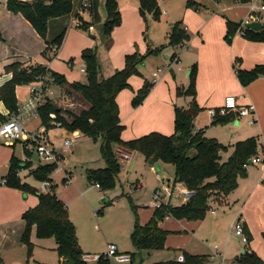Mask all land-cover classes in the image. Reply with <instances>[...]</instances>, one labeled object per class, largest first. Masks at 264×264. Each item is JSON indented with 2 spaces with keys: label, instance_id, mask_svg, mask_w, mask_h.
<instances>
[{
  "label": "rangeland",
  "instance_id": "obj_1",
  "mask_svg": "<svg viewBox=\"0 0 264 264\" xmlns=\"http://www.w3.org/2000/svg\"><path fill=\"white\" fill-rule=\"evenodd\" d=\"M106 1L107 0H101L100 13L104 19L100 25L94 26L96 27V30L92 32L83 31L80 27H78H82L86 23L90 24L86 22L84 18L82 19L78 16V10L75 16L72 13L70 17L67 16L63 19V23H66V21H70L72 18L73 21L77 18L79 21H75H81L83 24L77 26L75 22L71 23L70 32L68 34L66 33L67 36H65V43L63 42L64 46L62 45L63 49H60V54H57L56 57H52L51 60L39 55L38 57H32V61L43 66L55 63L56 68L64 69L66 72L69 71L74 78H77V82L87 84V73H81L80 71L82 67L86 68L84 61L82 63L78 61L73 68H70L65 61L76 57V54L84 46V43H88L87 40L84 41L86 37L93 43V48H97L100 63V78L102 79V77H110L116 71L114 64L115 60L111 56V53L114 51L116 52L115 55H117L119 52L123 53L124 50H128L132 45L135 46V50L139 51H142L140 46H143L142 48L144 50L146 49V46L147 48L149 46L152 48H159L166 41V37L169 35L171 30V24L177 21V19L172 21V17L179 14V17H177L179 18L178 21L182 20L181 4H184V1L186 3L190 1L192 3L188 12V19L183 20L184 23H182V26L184 28L187 27L188 30H190L189 24L194 26L197 23L202 22V20H209V15H212L213 12L226 11L225 14L227 16L230 15V12H233L235 16L232 17L236 18V20L238 18L245 19V17L249 14L247 4H233L234 8L226 10V0H179L181 3L172 2L167 5L168 11H166L162 6L163 0H158L160 14L158 17H155L154 14L151 13L143 15L140 10V4L137 0H117L118 9L121 14V25L113 30L111 39L108 41V38L104 39L101 31L102 25L107 19V12L105 8ZM217 1H219L218 4ZM200 10L203 11L201 14ZM166 13H168V15ZM35 32L38 34L36 30ZM60 33L61 31L57 32L52 26H50L48 40H54ZM93 36L96 38L92 39ZM41 39L43 38L41 37ZM191 40L192 39H190L189 42ZM19 47L22 49L28 48V44L17 43L11 50ZM29 47L31 53L35 54L34 51L36 49L34 48V45L29 44ZM7 51L9 50H6V52ZM175 52V49L168 51V53L172 54L170 57L171 59L168 61L163 60V63L160 61L151 63L150 59L152 56L147 58L146 61L139 67L141 75L131 78V86L135 91H138L140 90L139 88L142 87V84L144 86L145 83H142L144 79L145 82L150 83L152 81V75L156 73V71L158 72V68L163 67L165 71L168 72L170 71V68L172 70L169 72L170 77H168L166 82L156 88H154V86L152 87L148 97L140 105H143L142 107H135L133 105V101L131 102L129 98V92L132 93L131 87L122 92L123 94L121 95V100L124 105L122 110L123 112L128 111L129 118L131 120L130 126H126L127 129L123 134L125 139L129 138L130 133L140 132H133L132 129L135 130L137 127L142 125H144V131H146L147 134H150L151 132L163 133L164 130L172 131L174 122L173 108L176 106L186 107L190 103L189 97L183 94V92L187 90L191 84L190 76L192 64H189L190 61L186 59V56L189 55L186 54L188 52L186 49L179 51L180 54L182 53V63L180 65L172 59ZM162 53L156 56L162 57ZM0 60L4 61V56H0ZM197 74L198 66L196 75ZM6 75H9V73H7L0 64V89L6 84H3L5 82ZM47 81H49L50 84L46 87L45 97H49L54 100V102L57 103L56 105L62 106L63 109L74 112L82 110L83 107L81 105L83 104L79 100H73L75 102L73 107L69 101L67 102L65 100V90L63 91V87L52 83L49 76L47 77ZM41 87V82L17 87L16 100L18 106L23 107L30 99L32 89H41ZM157 88L162 89L157 93V99L155 95V98L147 101L149 96ZM155 99L156 101L153 102ZM126 105L127 107H125ZM169 107L171 110H169ZM142 108L144 109L140 111ZM0 109L2 113L8 112V108L4 102H0ZM133 109L139 110L137 116L134 118ZM9 114L10 113L4 116H8ZM248 120H250L249 117L243 118L240 127H236L235 121L232 122L235 124L231 126H228L229 124H214V120H212L208 112L204 110L197 116L195 124L197 129L206 130L208 136L215 137L220 142L230 145L228 150L222 154L223 160L226 161L233 153V143L250 137L258 138L259 156H261V159L264 160V139L258 125L252 122L251 124H248ZM24 129L28 136L39 133L43 134L46 131V129L42 127V121L39 115H34L29 117V119H26L24 122ZM231 129L233 130L232 132H230ZM47 132L50 145L47 138L42 135H38L36 140H29L31 144H29L28 150L32 151V167H34L35 170L41 165H52L54 167L53 173L50 176L52 178V184L56 186L55 192L58 198L65 204L69 212V217L77 228L79 243L84 254L93 257L104 256L107 254L108 246L111 244L118 247L120 254H124V252L128 251L132 254H136L137 250L132 245L130 239L131 234L134 231L136 221V214L132 206L135 205L137 207V215L140 223L145 224L150 219L153 209L160 204V202L155 198V192L157 190L160 189L164 191L169 189V191L174 193L171 198V204L173 206L181 205L183 199L181 191L183 190V187L180 184H176L174 189L168 188L169 179L171 182H174L175 177V168L172 165L160 163V167L154 170L146 164L143 155L139 153L131 154L122 146H114L116 157L121 164V171L118 175L114 188L109 191H103L98 188L96 184H93L88 180V171L90 169L96 170L106 168V163L103 159L101 151V141H93L85 138L71 147L66 148L65 141L67 139H71L73 137V133H69L65 129L61 128H55ZM170 134L171 133H168L167 136ZM19 141L20 142L16 141L17 143H15V147H12L14 143L0 145V163L5 162L7 157L10 159L11 156L12 158L13 155L20 159L23 163H27L30 160L27 158L22 144V142L24 143L26 141ZM33 143H35L36 146H34ZM40 143L48 144L50 146V150H54L55 157H59L58 160L50 162L51 164H47L49 163L47 161H42L37 152V147ZM126 153L130 155V160L125 162L123 160V155ZM60 156L64 159H60ZM134 162L135 165L131 171L130 169ZM8 167L9 163L0 166V183H2L3 178H6L8 175ZM263 168L264 162L260 164L251 163L249 165L248 176L244 179L247 181L251 179L253 175L258 176L262 172ZM31 172L32 171L28 169L21 171L19 173L20 179L22 182L24 181L23 183H28L31 186L38 188V191L42 193L40 187L43 182L37 181L34 177H29ZM2 185L6 186L3 183ZM238 189L239 187L237 190ZM50 190L51 188L48 192ZM235 192L231 196L239 193ZM22 195L23 199L27 196L37 198V200L39 199L35 194ZM165 204H167L166 200ZM234 209L235 204L233 203L226 209L214 206L213 210H216L219 215H224V212L226 213V215L222 218L224 219V223L220 228H215L214 217L209 211L205 220L198 225L194 233L192 231H183L182 234H171V237L168 239V241H170L169 249L158 251L156 253L144 251L140 255H137L135 259L132 258L133 264H154L177 260V258L183 254V251L176 250L179 247L185 248L193 254L197 253L208 255L211 253L213 257L215 254L214 247L217 245L219 252L222 254V259L220 260H222L224 264H232L233 258L241 252H246V249L258 250V254L264 256V246L260 240H251L250 244H252V247H250V245H245L242 242V239L235 235L233 226L237 221L236 217L235 222L233 221L232 223H227L229 219H232L233 212L235 211ZM1 216L2 214L0 215V220L3 219ZM168 221H175V219L169 218L168 220L167 218L166 221L164 220V223L167 224ZM22 228L24 227L20 226L18 223L11 226V231H9V235H7V238L5 239L7 250L6 254L8 257L6 258L4 264H59L60 259L58 253L56 252V241L53 238L41 239L37 236L36 229L33 228L30 233V242L33 244L30 252L28 246L23 241L22 232L25 231L24 229L22 230ZM186 229L189 230L188 227ZM215 255H218V253ZM101 260L109 262V264H123L119 263L114 256L110 257V260H105L104 258ZM222 261H219L218 263L221 264ZM98 263L99 261H91L88 264Z\"/></svg>",
  "mask_w": 264,
  "mask_h": 264
},
{
  "label": "trees",
  "instance_id": "obj_2",
  "mask_svg": "<svg viewBox=\"0 0 264 264\" xmlns=\"http://www.w3.org/2000/svg\"><path fill=\"white\" fill-rule=\"evenodd\" d=\"M137 1L143 15L151 13L155 17L159 16L158 0ZM236 1L240 4H248L251 0ZM191 5L192 3L188 1L187 6L191 7ZM99 7V0H91L89 12L92 22L80 27L81 30L90 31V27L101 24ZM105 8L107 19L102 25L101 31L104 39L108 38L110 41L113 30L121 25V14L117 0H107ZM7 9L13 14L22 15L47 41L49 21L70 16L75 9V0H8ZM237 32L243 33L246 40L264 43V29L259 32L241 29V24L228 21L226 33L228 43H231ZM65 36L66 31H63L54 40L47 42L48 48L43 53L46 59L51 60L52 57L57 56ZM188 40L189 37L182 22H177L172 25L166 45L159 48L149 46L144 54H141L139 50L127 54L124 68L117 70L107 79L100 78L97 48L86 49L82 52L81 58L86 66L87 84L69 83L64 75L39 64L31 63L25 66L21 62H15L5 67V71L12 74V79L1 87L0 102L5 103L10 114L4 116L0 113V122L8 121L13 114L18 112L17 87L44 82L46 90L47 85L50 84L47 81L48 76L52 83L63 87L65 99L69 100L71 105L75 104L74 99L83 104L81 111L74 112L59 107L49 98L39 107L38 115L41 118L42 127L46 131L59 127L69 133L80 132L93 141H101V151L106 168L89 170L88 180L99 185L103 191H109L115 186L121 171V164L116 157L114 146H122L131 152L143 155L149 165L158 162L172 165L175 168V184H182L185 188L197 192L195 198L181 206H173L170 203L160 204L154 209L151 219L146 224L140 223L137 207L132 206L136 214L134 231L130 238L132 245L137 250L136 254H132L134 259L144 251L157 252L166 249L170 232L161 228L160 223L167 218L189 222L203 221L211 209V203L215 201L222 203L234 193L239 187V181L248 176V167L252 160L259 157L258 138L252 137L236 143L231 156L223 162L222 154L229 147L224 146L217 139L206 137L203 130H195L194 120L203 111L196 100V65L191 71V84L183 92L192 98V102L187 109H175L174 134L167 136L154 132L130 141L123 140L125 127L121 121L120 107L117 101L119 95L131 87L132 77L141 75L139 67L147 58L162 53L167 47L182 48ZM237 74L241 84L246 87L264 76V67H256L250 72L237 69ZM153 86L152 83L145 82L143 88L133 99L135 107L145 101ZM239 117L238 113L231 114L219 117L213 123L227 125ZM22 144L27 158L31 159L32 151L28 150L31 142L26 141ZM33 145L36 146L35 143ZM32 166V161L23 163L13 155L9 163L8 175L3 179V184L7 187L21 191L24 195L35 194L39 198L38 206L23 215L26 224L23 241L31 252L33 244L30 242V233L35 228L39 238H53L56 241V252L61 259L60 264H88L84 261L86 254L83 253L79 244L76 226L71 221L65 204L58 198L55 192L56 186L52 184L50 176L54 167L41 165L36 170H32L31 176L37 181L51 183V190L48 193H40L36 188L23 183L20 179L19 173L26 169L31 170ZM244 229L251 241L252 238L245 226ZM98 264H109V262L100 260ZM154 264H211V262L206 255H192L184 252L183 261L174 260ZM234 264H264V259L252 249H248L244 254L235 258Z\"/></svg>",
  "mask_w": 264,
  "mask_h": 264
},
{
  "label": "crops",
  "instance_id": "obj_3",
  "mask_svg": "<svg viewBox=\"0 0 264 264\" xmlns=\"http://www.w3.org/2000/svg\"><path fill=\"white\" fill-rule=\"evenodd\" d=\"M29 1H32V0H29ZM82 1L83 0H75V7H77V8H75L76 10L74 9V12H75V13L73 12L74 16L77 13V11L80 9ZM172 2H180L181 3V1H179V0H163V5H162L163 8L166 11H168L167 5L171 4ZM76 3H77V5H76ZM218 3H219V1H217V4ZM99 4H100V7H99L100 8L99 12H100L101 0H99ZM226 4L227 5H226L225 9L231 10L232 8H234L235 4H239V3L236 0H226ZM181 6H182V9H181L182 10V12H181L182 20L178 21L179 18H177V17H179L178 16L179 14L175 15L172 17V21L177 19V21H175V23H177V22L184 23L183 20L188 19V12H189L190 7L187 6V3L185 1H184V4L183 3L181 4ZM200 11H201L200 12V14H201L203 11L202 10H200ZM225 12L226 11H224V12H222V11L213 12L212 15H209V18H210L209 20L208 19L206 21L202 20V22L197 23L194 26L192 24H189L190 30H188L187 27L185 28V30L188 34L189 40L190 39H192V40L190 42L188 40L182 48L175 49L176 52H175V55L172 56V59H174L175 62L180 65L182 63V57H181L182 53L180 54L179 51H181L182 49H186V51H188L186 54H189L188 56H186V59L188 61H190L189 64H192V68L194 65L198 66V74L196 77V92H197L196 100H197L199 107L203 111L205 110L206 112H208L210 109L216 110V109L223 107L226 99L229 97H235V98L242 97L243 100H241L240 104L242 106L249 105V104L253 105L255 107V113L253 115H250V116L239 117L235 121L236 127H240L241 121L243 118L249 117L250 120H248V124H251V122H252V123L258 125V128H259V130L262 134V137L264 139V76H261L259 79L255 80L254 82H252L251 84H249L248 86L245 87L241 84V82L238 78V74H237V69H240L241 71L250 72V71L254 70L256 67H259V66L264 67V43L251 42L249 40H246L239 32H237L236 36L232 39L231 43H228L226 40L227 22L232 21V22L241 24L246 19V17H245V19L238 18L236 20V18L232 17V16H235L233 14V12L232 13L230 12L229 16H227L225 14ZM166 14L168 15V13H166ZM70 16H68V17H70ZM100 16H101V23H102L104 18L101 15V13H100ZM63 19L64 18H60V19H56V20H50L49 21V30H50V26H52L55 31H57V32L66 31V33L68 34L70 32L71 23H73V18L70 21H66V23H63ZM84 20L88 23L92 22V16H91L90 12H88L84 15ZM175 23H172L171 25H173ZM93 28H94L93 31L96 30V27H93ZM171 29H172V26H171ZM170 32H171V30H170ZM170 32H169V34H170ZM67 34H66V36H67ZM0 35H1L0 56L1 57L4 56V61L0 60V64L2 65L3 69H5L6 66H8L12 63H15V62H21L25 66H27L31 63H33L34 65H37V63H34L32 61V57H38L39 55L43 56V53L48 48L47 42H51L50 40L45 41V40L41 39V37L33 29L32 25L23 16H21L20 14H18V15L13 14L12 12H10L7 9V7H2L0 9ZM168 37H169V35L166 37V41L161 46L166 45L168 43ZM95 38H96L95 36L92 37V39H95ZM85 40H87L88 43L87 42L84 43V46L76 54V57L70 58V59H68V61L65 60L67 65L70 66V68H73V66L76 65V63L78 61L81 63L83 62L81 56H82V52L84 50L93 48V43L91 41H89L87 39V37H86V39H84V41ZM17 43L28 44V48L22 49L19 47V48H15V49L11 50L14 47V45ZM29 44L34 45V48L36 49L34 51L35 54L31 53ZM63 46H64V44H63ZM63 46H62L61 50L63 49ZM142 47L143 46H140L142 51L140 50L139 52L141 54H144L147 52L148 48L146 46V49L144 50ZM153 48H158V47H153ZM171 49H173V48L167 47L164 50V52L162 53V55H161L162 57L152 56V57H156V58L151 57L150 62L155 63V62L160 61L163 63V60L168 61L169 59H171L170 57L172 54L168 53V51H170ZM6 50H9V51L6 52ZM61 50L58 52V54H60ZM134 50H135V46L132 45L128 50H124L125 52L123 51V53L119 52V54H117V55H115V53H116L115 51L113 53H111L112 58L115 60L114 64H115L116 71L124 68V63H125L124 57L127 54L134 53L136 51V50L135 51ZM70 60H73V62H70ZM47 67L50 70L57 72L59 74H62V75L65 74L64 76L66 77V79L69 83L77 82V78H74V76L71 75V73L69 71L66 72L64 69L56 68L55 63H50ZM157 67H159V66H157ZM82 69H84V68L83 67L81 68V70H80L81 73H83ZM157 70H158V72L156 71V73H154L152 75L153 78H152V81L150 82L154 85V88H156L157 86H160L161 84L166 82L168 77H170L169 72L172 71L171 68H170L169 72L165 71V69L163 67L158 68ZM114 74L115 73H113V75ZM155 74L157 75L156 77H154ZM11 79H12V74L6 75V79H5V82L3 84L9 82ZM102 79H107V78L102 77ZM130 82L132 83V79L130 80ZM142 83H145V79L143 80ZM141 86L143 87V84ZM142 87H140L139 89L141 90ZM131 89H132V93L129 92V94H130L129 98L132 102L133 99L136 97L137 92H139L140 90L135 91L132 86H131ZM161 90L162 89H158V88L156 90H154L153 93L149 96L147 101H150L152 98H155V95H156V99H157V93ZM122 94L123 93L121 92L117 101H118V104L120 107L121 121H122V124L124 125L125 130H126L127 129L126 126L127 125H128V127L130 126L131 120L129 118L128 111L123 112V110H122V108L124 107V105L122 104V100H121ZM156 99L153 100V102L156 101ZM189 99H190V103L186 107L176 106L175 108H173L172 111L174 112V120H175V109L176 108H184V109L189 108V106L192 102V98L189 97ZM65 100L67 102L69 101L67 99H65ZM146 102H145V106H146ZM55 104H57V103H55ZM72 106L74 107V105H72ZM142 106H140V107H142ZM59 107L63 108L60 105H59ZM125 107H127V105ZM137 109H139V108H137ZM143 109L144 108H142L140 111H142ZM148 109H149V106H148ZM136 110L133 109V112H134L133 118L135 116H137V114L139 112V110H137V111ZM169 110H171L170 107H169ZM8 113H9V111L2 113V114L7 115ZM196 118L194 120L195 130L196 131L203 130L205 132V135L208 138L217 139L215 137L208 136L206 130L197 129L196 124H195ZM235 123L229 124L228 126H231ZM132 130H133V132H136V131H140V132L130 133L129 138L125 139L123 137L124 141H130L133 139H137V138L149 135V134H147L146 131H144L145 130L144 125L137 127L135 130L134 129H132ZM141 130H143V131H141ZM174 131H175V127H174V122H173V130L172 131L164 130L163 133H161V132H158V133H161L163 135H168V133H171L170 135H172V134H174ZM232 131L233 130L231 129L230 132H232ZM151 133H154V132H151ZM37 135L45 136L48 140L49 145H50V140L48 138V132L47 131H45L43 134L39 133ZM82 137H83V139H85V138L89 139L83 135H82ZM245 140H247V139H245ZM245 140H242V141H245ZM238 142H240V141H238ZM238 142H236V143H238ZM220 143H222V142H220ZM236 143H233L232 145L234 146ZM222 144L226 147H230V145H226L224 143H222ZM129 153L135 154L134 152H131V151H129ZM60 157H61L60 159H64L62 156H60ZM258 158L261 159V156H259ZM10 160H11V156H10V159H9V157H7L5 162H3V163L1 162L0 166L5 165L6 163H10ZM222 160H223V157H222ZM261 160L263 163L264 160L263 159H261ZM29 161H32V159H30ZM40 162H41V160H40ZM223 162H225V160H223ZM160 163H162V162L155 163L154 165H149L146 162V164L154 170L158 169L160 167L159 166ZM47 164H51V163L49 162ZM134 165H135V162L131 166V169H130L131 171L134 168ZM34 169L35 168L33 167L31 169V171ZM90 170H93V169H90ZM248 170H249V167H248ZM248 173H249V171H248ZM28 175H29V173H28ZM174 175H175V173H174ZM29 177H32V176L29 175ZM174 181H175V177H174ZM2 183H0V215L2 214L1 217L3 218L2 220H0V264H4L6 261V258L8 257V255L6 254L7 250H6V240L5 239L7 238V235H9V231H11V226L13 224L18 223L20 226L24 227V228H22V230L24 229V231H25V225L26 224L23 220L24 213H26L30 209L35 208L39 204V199L37 200V198H32L31 196H29V197L27 196L25 199H23V195H22L23 193L21 191L3 186ZM180 185L183 187V189L185 188V186H183L182 184H180ZM175 186H176L175 182H171L169 179L168 188L174 189ZM36 189L38 190V188H36ZM236 192H239V193L234 195V196H231L232 194H234V193H232L222 203H220L219 201H215V202L211 203L210 213L214 217L215 228H220L223 225L224 219H222V218H223V216L226 215V213L224 212V215H221V214L219 215V213L216 210H213V207L214 206L215 207H222V208L226 209V208L230 207L233 203V204H235V209H234L235 211L233 212L232 219H229L227 221V223L228 222L232 223L233 221L235 222V217H236V220L241 218L243 221V224L246 227L248 234H250L252 240L253 241L260 240L264 246V239H263V234H264V168L258 176L253 175L252 178L247 180V181L245 179H241L239 181V189ZM171 198L168 201H166V203L171 204ZM185 203L186 202L182 199L181 205H183ZM181 205H179V206H181ZM154 209H153V211H154ZM153 211H152V214L150 216V219L153 215ZM168 220H169V218H168ZM203 221L188 222L186 220H182V221L175 220V221H168L167 224L164 223V221L161 222L160 223L161 228L170 232V234L167 238L165 250L169 249L170 241H168V239H169V237H171L170 236L171 234H175V233L182 234L183 231H186V232L192 231L194 233L195 230L197 229L198 225ZM187 227L189 228V230L186 229ZM22 233L24 234V232H22ZM77 235H78V233H77ZM250 243H251V241H249V243L245 244V245H250V247H252V244H250ZM56 248H57V245H56ZM176 250L177 251H183L182 252L183 254L180 257H178L176 261H183L184 252H187V253L192 254V255H206L209 257L211 264H220L218 262L222 261V260H220V259H222L221 258L222 254H221V252H219V248L217 245L214 247V253L215 254L218 253L219 256L215 260L212 258L211 253L208 255L207 254H197V253L193 254V253H190L185 248H180V247L177 248ZM247 250L248 249H246V251ZM253 251H255L258 254V250H253ZM152 253H156V252H152ZM244 253L245 252H241V253L237 254L233 258L232 264H234L236 257H238ZM124 254H127L130 257L132 256V253L129 251L124 252ZM258 255L262 259H264L263 255H260V254H258ZM131 259H132V257H131ZM59 261H60L59 262V264H60L61 259ZM132 262L129 264H133ZM221 264H224L223 261L221 262Z\"/></svg>",
  "mask_w": 264,
  "mask_h": 264
},
{
  "label": "built area",
  "instance_id": "obj_4",
  "mask_svg": "<svg viewBox=\"0 0 264 264\" xmlns=\"http://www.w3.org/2000/svg\"><path fill=\"white\" fill-rule=\"evenodd\" d=\"M8 0H0V8L7 7ZM248 10L249 14L246 17V19L241 23V29H247L246 26L252 23H264V0H251L248 4ZM91 7V0H83L81 3V7L78 11V16L80 18H84V15L89 12ZM75 20H78L77 18ZM73 21L76 23V25H82L83 23ZM79 21V20H78ZM74 23V24H75ZM81 27V26H78ZM93 27H90V31H93ZM241 35L243 33H240ZM244 36V35H242ZM83 73H86V68L82 69ZM157 75L155 74L154 77ZM42 83L41 89L34 88L31 90V97L30 99L25 103L23 107H19L18 112L16 114H13L11 118L6 122H0V145L2 144H12L16 143V141L24 140L29 141L30 139L36 140L38 138V135H31L28 136L24 129V122L26 119H29V117H32L34 115H38V109L40 106H42L45 101V93L46 90L44 89L45 85L44 82ZM241 100H243L242 97L235 98V97H229L226 99L225 104L223 107L219 109H210L208 111L209 116L216 120L219 117H226L231 114H236L240 117H246L253 115L255 113V107L251 104L242 106L240 104ZM83 139L82 134L80 132L73 133V137L71 139H67L65 141V147H71L72 145L80 142ZM13 144V145H14ZM12 146V145H11ZM37 152L40 156V158L43 161L52 162L58 160L59 157H55L54 150H50V146L45 143H40V145L37 147ZM123 160L129 161L130 155L124 154ZM253 164H260L262 163V160L259 158H255L252 160ZM98 188H100L99 185H97ZM51 188V183L48 181L43 182V184L40 187V190L42 193H47L48 190ZM173 196V192L169 191V189L166 190H157L155 192V198L157 201L160 202V204H165V200L168 201ZM181 196L185 202L190 201L191 199L195 198L197 196V192L190 190L188 188H184L181 191ZM159 204V205H160ZM233 231L235 232V235L242 239V242L244 244H248L249 240L247 238V235L245 233L244 224L241 218H239L234 226ZM116 257L117 261L119 263L123 264H129L132 262V259L127 254H120L119 249L116 245L111 244L108 246V252L104 256H89L86 255L84 257V261L89 263L91 261H100L102 258L105 260H110V257ZM219 255H214L212 258L215 260L218 258Z\"/></svg>",
  "mask_w": 264,
  "mask_h": 264
},
{
  "label": "water",
  "instance_id": "obj_5",
  "mask_svg": "<svg viewBox=\"0 0 264 264\" xmlns=\"http://www.w3.org/2000/svg\"><path fill=\"white\" fill-rule=\"evenodd\" d=\"M247 29L253 30V31H262L264 29V23H252L246 26ZM49 100V98H46V101ZM251 164V163H250Z\"/></svg>",
  "mask_w": 264,
  "mask_h": 264
}]
</instances>
